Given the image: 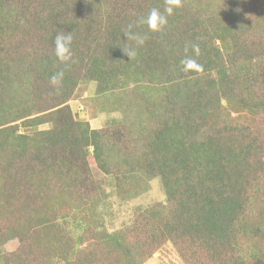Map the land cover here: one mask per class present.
<instances>
[{"label":"trees","instance_id":"obj_1","mask_svg":"<svg viewBox=\"0 0 264 264\" xmlns=\"http://www.w3.org/2000/svg\"><path fill=\"white\" fill-rule=\"evenodd\" d=\"M167 4L0 0V264H144L166 244L183 264H264V0H181L162 31L138 23ZM90 82L117 113L96 129L69 104ZM93 166L122 200L154 178L164 199L110 232Z\"/></svg>","mask_w":264,"mask_h":264},{"label":"rangeland","instance_id":"obj_2","mask_svg":"<svg viewBox=\"0 0 264 264\" xmlns=\"http://www.w3.org/2000/svg\"><path fill=\"white\" fill-rule=\"evenodd\" d=\"M72 111L82 120L89 123L93 129L101 128L107 124V120L117 113H108L100 108L95 100V83L80 84L72 99L69 102ZM47 126H42L45 129ZM92 174L95 183L100 187L107 198L105 204L100 208L99 220L108 231H114L126 225L130 219L131 212L137 207H146L154 202L163 201L159 180L157 178L147 181V189L138 195L120 199L112 193L111 178L103 175L96 167H92ZM15 243H10L3 248L4 251H11ZM144 264H183L178 253L171 244L164 245Z\"/></svg>","mask_w":264,"mask_h":264},{"label":"clouds","instance_id":"obj_3","mask_svg":"<svg viewBox=\"0 0 264 264\" xmlns=\"http://www.w3.org/2000/svg\"><path fill=\"white\" fill-rule=\"evenodd\" d=\"M181 7V0H168V4L165 8L164 13H161L158 9H152L146 17H142L138 23L147 24L148 28L151 31H162L163 28L168 24V18L174 14L175 9ZM133 28L132 24L128 25L129 35L126 36L127 39L135 40L137 45L144 44V37L138 34H132L131 29ZM73 41V36L71 32H58L54 39L55 44V55L61 62H69L73 59L71 45ZM193 48L197 51L198 46L193 45ZM123 49V48H122ZM124 53L131 58L136 55L135 48L123 49ZM185 70L192 69L196 67V61L191 58H186L182 61ZM53 83L56 82V77L52 78Z\"/></svg>","mask_w":264,"mask_h":264}]
</instances>
